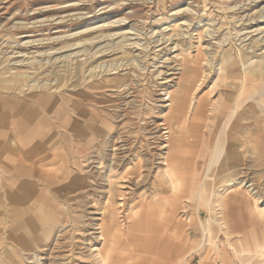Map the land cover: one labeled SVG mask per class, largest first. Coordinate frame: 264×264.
<instances>
[{
  "label": "rangeland",
  "instance_id": "374dc122",
  "mask_svg": "<svg viewBox=\"0 0 264 264\" xmlns=\"http://www.w3.org/2000/svg\"><path fill=\"white\" fill-rule=\"evenodd\" d=\"M118 1L57 0L85 4L78 12L85 19L39 32L55 43L19 47L33 38L0 30V264H99L95 250L108 249V264H200L202 257L264 264V250L250 239L262 240L264 191L252 195L236 181L249 170L264 190V0H137L123 22L128 7ZM45 2L0 0V8L4 18H24ZM244 7L260 10L258 24L245 22ZM171 64L193 68L199 83L185 115L170 120L183 124L179 157L168 160V170L183 177L176 192L162 168L146 169V157L110 167L107 148L136 141L133 154L151 151L147 133L165 104L163 73ZM197 101L202 113L189 134L184 120ZM216 147L221 155L205 176L201 157ZM133 172L149 173L147 184L127 188ZM18 209L30 213L17 217ZM98 224L105 241L95 243ZM42 227L49 234L34 239ZM247 249V261L235 257Z\"/></svg>",
  "mask_w": 264,
  "mask_h": 264
},
{
  "label": "bare ground",
  "instance_id": "6f19581e",
  "mask_svg": "<svg viewBox=\"0 0 264 264\" xmlns=\"http://www.w3.org/2000/svg\"><path fill=\"white\" fill-rule=\"evenodd\" d=\"M56 1L55 0H46L45 3H47V5H44V6H39V4L36 5V8H34V9L32 8V10L25 12L24 15L21 16V17H24V18H19L18 14L12 15V16L10 15L9 18L8 17L7 18L6 17L4 18V15L6 14V10L7 9L5 8L6 9L5 10L3 8H0V30H3L5 28H8L7 26H9L11 28L14 27L15 30L21 31V32H17V36H19L20 39H21V37H32L33 38V41L34 42L33 41H27L23 45H21L22 44L21 43L19 47L22 46V47H26V48L27 47L28 48H31V47L36 46L37 43L38 44L39 43L41 44L44 41H45L44 44L45 43H48L49 44V43H51L54 40L56 41L57 38H55V37H53V38H42L43 36L41 37L40 35L41 34L43 35L42 32H44L45 34H47L46 32H49V31H52V30L59 31V30H61L60 28H62V27L63 28H66V26H73L79 20L85 19L84 18L85 16L82 17L81 14L78 13L79 11L83 10L82 9V6H84L85 4L84 5H82V4L81 5L67 4L69 2L68 1L65 6H63V5L62 6H59L60 4H58V2H56ZM15 2L16 1H14V3ZM83 2L86 3V1H83ZM118 2H120V1H118ZM75 3H76V1H75ZM135 3H137V0H122V3L119 6H127L128 8L123 12L124 18L120 20L121 22H123L124 20L125 21H129V20H131L133 18L134 14H135V11L133 9V5H135ZM112 6H114V5H112ZM111 7L98 9V12L100 14H98L97 18H100V16L101 17L106 16V14H108L110 11H112L113 9H116L117 6L115 5L114 7H112V8ZM118 9H120V8L118 7ZM238 13L241 14V15H243L242 18L245 20V22H247V24L249 23V25H250V24H253V22L258 24V22H256L258 20L256 17H260L258 14H260L261 12H260V10H255V9H248V10H246L245 7H244V8H240V10L238 11ZM41 14H43V16H41ZM77 14H79V16H76ZM75 17H80V18L76 19ZM118 22L119 21H115V24H118ZM40 27H44V29H38L37 30V28H40ZM39 32H41V34ZM54 33H56V32L54 31ZM55 41H54V43H55ZM7 51H8V49H7ZM18 52H14L13 49L11 50V53L12 54H15V57H14L15 59L17 57H22V56L18 55L19 54ZM29 53H32V52H29ZM19 62H20V60H19ZM14 64H15V62H14ZM164 69H165V72L163 73L164 83H162L163 84L162 85V91L163 90H165V91L167 90V93L165 94L166 97L164 99L160 100V101L161 102L163 101L162 103H165V104H163L162 106L161 105L159 106L161 108V110L159 111L158 116H157L158 122L157 121H152L150 123V125H149V130H148V133H147V139H148V141L146 140L147 141L146 143H147V146L152 145L151 146L152 148H150L151 151L150 152H147V153H143L142 151H140V150H144L143 149V145H142L143 142H141L139 144V146H138L139 149H140L139 150L140 153L139 154L136 153L137 154L136 155V154H133V152H132V150H133L132 147L135 144H137L136 141L133 143V145H130L129 146V145H126L127 143L125 145L124 144H119L120 142H118L117 144H115L116 141H115V139L112 141V138H111V140H108V141L109 142L110 141L111 142H114L115 141V142L112 143V144H108L107 145V148L109 149L108 150V153H110L109 154L110 161L112 160L110 162V167L119 168V167H121V165L123 163H124V165H126L125 163H127L128 161L127 162H125V161L128 158H130L131 156H137V157H140V158L141 157H146V158H143V159H145V165L148 166V168H146V169L150 170L152 168V165H156L157 167L162 168L161 169L162 172L160 174L161 175V178L168 185H170V187H171V189L173 191L176 192L178 190V186L180 185V181L182 180L183 177L181 176L180 173L174 172L172 169L168 170L169 169V162H168V160L169 159H178V157H179L178 151L180 149L179 147H180V144H181V138H183V136H182L183 134H181V131H183L181 125H183V124H179V125H175L174 124V125H172L170 123V120L173 117L184 116L185 115V111L186 110H185V106H183V105L185 104L187 98L191 97L193 95V93L196 92L197 88L199 87V83L196 85V83L198 81H197L195 75L198 74V73H197V71L195 73L193 71V68H187L185 65H183V67L178 66V65L176 66L175 64L172 66V64H171L169 66H165ZM202 84H203V80H202ZM199 103H200V101H197L195 108L192 107V111L189 112L190 111L189 110L188 111L189 112V115H186V119L184 120L185 122H188L187 123V128L185 126L186 133L187 132L189 134L191 132L195 133L194 131L196 130L195 129L196 128V124L198 125V123H199L198 122V116L201 115V113H202L199 110V107H200V104ZM190 105H191V103H190ZM212 107H213V105H212ZM205 121L206 120L204 118L203 119V124L205 123ZM243 123L245 124V122H243ZM16 127H18V125ZM225 127H226V125H225ZM17 131H18V129H17ZM256 133L258 134V131H256ZM6 135H7V133H6ZM189 137L191 138V140H196V138H194L192 135H189L186 138L187 139H190ZM118 140L120 141L119 138H118ZM121 142H123V141H121ZM184 147H186V146H184ZM217 147H216V149H214V151H212V155L210 157L207 156L208 154L206 155V157H201V159H204L203 160V163H204L203 165L206 166L205 176L208 174V172L210 171V169L214 166L215 162L217 161L218 155H221L220 154L221 150H219ZM144 148H146V147L144 146ZM227 149H228V152L229 153L236 152V154H237L236 157L238 159H241L242 158V155L239 154V152L241 150L238 152L236 150V148H234L230 144H228ZM255 152H261V149L257 146ZM206 158H207V160H206ZM178 163H179V161H178ZM176 169H180V167L177 166ZM248 174H249V176H248ZM132 175H131V178H133V180L131 182H129L127 188H129V186H135V185L136 186L137 185L139 186L141 183H144L145 184L147 182L148 178L150 177V176H148L149 173L148 174H143L142 172H139L137 174H134V172H133ZM252 175L254 176V173L252 174L251 171L246 170V171L243 172V174L240 177H238L236 179V181H238V184H240V186L242 188L247 189V191L250 194H252V195L261 194L262 195L263 194L262 192L264 190H261V188H260L259 185L254 184L255 181L254 182L252 181L253 180ZM127 181H129V180H127ZM117 196H118V194H117ZM123 197H124V195H123ZM174 202L176 204L174 206H172V213H175V211L177 209V206H178V204H177V202H178L177 201V198H175ZM262 203L264 204V200H262ZM256 209H257L256 206H253V208L251 209L254 214H255V212L258 213V211H259V210H256ZM261 210H263V209H261ZM29 213H30V211H27V210H24V209H18V211L16 212V216L17 217H24L26 214H29ZM101 219L102 218H101V215H100V218L99 219L97 218V221H100L101 222ZM46 223H47V218H46L45 222L42 223V224H44V226L49 227L48 225H45ZM47 227L39 228V230H37L36 235L34 236V239L40 240V239H42V237H46L49 234V229ZM95 230H96V232L91 233L93 235H96V236L93 237V239L95 240V243H98L100 241H105V237H104V235L102 233L104 231L102 224H98ZM260 231L262 233V229ZM250 239L251 240L254 239V241L256 243V245H254V249L255 248H260L261 249L262 248L264 250V244L261 245L264 242L262 240H260L261 242H259V239L257 238L256 235H252V237ZM234 249L236 250V248H233L232 250L234 251ZM95 251L97 252L96 253V257L98 258L99 264H108L107 262L109 261V258L111 256V254L109 253V249L107 250V252L105 254H103L99 250H95ZM248 252H249V249H247L245 251H241V253H246V254H244V256H239V255H241V253L239 251L236 252V254H238V255H236L235 253L234 254H235V257L238 260L240 259V257H242V258L247 257V259H243V260L247 261L250 258L249 256H247V255H249V254H247ZM254 254L255 253H253V255ZM228 257H227L226 260H229ZM229 263H230V261H229ZM200 264H208V263H207V260L204 257H202Z\"/></svg>",
  "mask_w": 264,
  "mask_h": 264
},
{
  "label": "crops",
  "instance_id": "0c3cea01",
  "mask_svg": "<svg viewBox=\"0 0 264 264\" xmlns=\"http://www.w3.org/2000/svg\"><path fill=\"white\" fill-rule=\"evenodd\" d=\"M19 175H21V174H19ZM200 175V174H199ZM198 176V175H197ZM16 178H15V180L17 181V179H19L20 178V176H18L17 174H16V176H15ZM21 183V182H20ZM198 201H201V198H198ZM262 240H263V242H264V231H263V234H262ZM259 260V259H258ZM260 261V260H259Z\"/></svg>",
  "mask_w": 264,
  "mask_h": 264
}]
</instances>
